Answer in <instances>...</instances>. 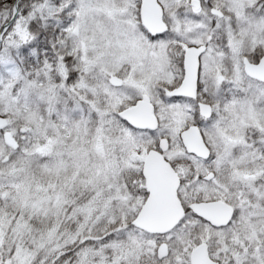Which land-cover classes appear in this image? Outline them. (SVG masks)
<instances>
[{
    "label": "snow or ice",
    "instance_id": "obj_1",
    "mask_svg": "<svg viewBox=\"0 0 264 264\" xmlns=\"http://www.w3.org/2000/svg\"><path fill=\"white\" fill-rule=\"evenodd\" d=\"M0 264H264V0H0Z\"/></svg>",
    "mask_w": 264,
    "mask_h": 264
}]
</instances>
